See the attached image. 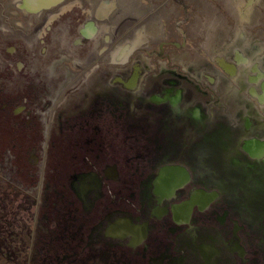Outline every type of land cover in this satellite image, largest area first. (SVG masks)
<instances>
[{
    "label": "flooded vegetation",
    "instance_id": "1",
    "mask_svg": "<svg viewBox=\"0 0 264 264\" xmlns=\"http://www.w3.org/2000/svg\"><path fill=\"white\" fill-rule=\"evenodd\" d=\"M3 259L264 264V0H0Z\"/></svg>",
    "mask_w": 264,
    "mask_h": 264
},
{
    "label": "rangeland",
    "instance_id": "2",
    "mask_svg": "<svg viewBox=\"0 0 264 264\" xmlns=\"http://www.w3.org/2000/svg\"><path fill=\"white\" fill-rule=\"evenodd\" d=\"M33 247H37L36 246V242H34V246ZM34 259H35V257H34ZM0 264H8L7 262H6V260L5 259H3L1 262H0Z\"/></svg>",
    "mask_w": 264,
    "mask_h": 264
}]
</instances>
